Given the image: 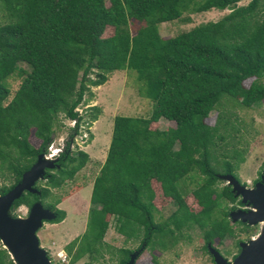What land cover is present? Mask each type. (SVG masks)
<instances>
[{
    "label": "trees",
    "instance_id": "1",
    "mask_svg": "<svg viewBox=\"0 0 264 264\" xmlns=\"http://www.w3.org/2000/svg\"><path fill=\"white\" fill-rule=\"evenodd\" d=\"M241 1L0 0L6 17L0 25V176L13 177L10 186H0V195L45 152L60 125L59 115L74 122L70 139L77 134L84 116L76 109L85 94L106 83L115 71L136 72L142 96L152 103L151 122L164 119L175 124L173 129L151 130L144 118L114 117L106 158L92 185L85 231L66 247L70 264L86 254L91 262L99 257L108 216L126 240L139 239L141 246L161 250L189 240L187 230L200 231L208 254L210 248L216 250L215 239L221 242L234 235L229 214L236 207L222 204H233L238 197L230 185L216 186L223 175L238 180L237 165L225 159L227 153H217L216 140L229 132L228 121L219 114L210 126L205 119L224 99L245 108L264 100V0L237 7ZM212 9L231 12L173 38L160 36L159 25L179 20L185 12ZM130 22L138 24L134 35ZM108 27L113 34L104 37ZM14 74L21 81L10 97L6 81ZM248 79L253 80L246 87ZM98 115L95 109L90 121ZM31 134L41 141L38 148L31 145ZM70 139L54 168L46 170L51 188L73 179L88 161L85 152L69 151ZM232 152L238 155L235 149ZM187 177L198 178L192 190L200 207L197 212L181 196ZM151 180L177 205L160 223L154 221L144 191ZM35 188L40 195L24 193L11 210L40 202L55 211L54 204L45 202L50 189ZM56 213L50 223L65 218L63 211ZM237 223L248 230V225ZM130 255V250L118 249V263L127 264ZM0 264H14L5 249L0 250Z\"/></svg>",
    "mask_w": 264,
    "mask_h": 264
},
{
    "label": "rangeland",
    "instance_id": "2",
    "mask_svg": "<svg viewBox=\"0 0 264 264\" xmlns=\"http://www.w3.org/2000/svg\"><path fill=\"white\" fill-rule=\"evenodd\" d=\"M249 0L241 1L238 6L247 5ZM231 11L212 9L202 13L185 12L179 20L163 23L159 25L160 36L169 39L180 33L187 32L206 22H216L228 15ZM6 23L5 14L0 10V25ZM138 27L137 23L129 24L132 35ZM113 34V29L108 27L104 37ZM253 79L246 80L243 84L248 87ZM21 79L14 74L7 79L6 83L12 93L18 88ZM142 83L138 81L135 71H115L109 75L108 81L99 87H90L85 94L84 103L76 111L84 116V120L78 127L76 135L70 139L73 133L74 122L59 115L54 128L51 143L42 154L49 161L57 159L60 152L64 150L66 142L70 139L69 151H83L88 155L86 165L79 170L73 179L65 181L59 188H51L47 182V173L38 180L35 185L41 188L50 189L49 196L45 199L47 204H54L56 209L65 213V218L59 223L44 222L37 232L40 246L48 253L55 250L67 252L66 247L71 241L80 238L84 233L89 211L90 194L95 177L105 161L107 150L111 140L113 119L116 116L138 117L146 119L151 130H167L175 128L174 122L160 119L158 122H151L152 103L141 94ZM9 97V98H10ZM99 111L95 122L90 121L89 116ZM221 114L228 121L229 132H222L223 139L217 138V153H227L232 164L237 165L234 173L242 185L248 189L254 188L260 181V171L263 172L264 163V100L259 105L245 108L234 104L232 101L223 100L221 105L213 110L205 123L213 126L217 121V116ZM29 141L34 148H38L41 141L33 134L29 136ZM223 149V150H222ZM232 149L238 155L232 152ZM57 150V151H56ZM219 159L225 160L221 155ZM6 175L8 171H4ZM54 173V172H53ZM203 177V176H200ZM198 178L193 180L185 178L181 183V196L184 204L192 211L197 212L200 207L192 195V190L197 184ZM13 183L12 174L7 177L0 176V186H10ZM228 181L218 178L216 186L222 189ZM34 185V187H35ZM145 193L150 200L152 215L157 223L165 221L177 205L162 193L159 183L151 180L144 187ZM241 198L238 197L235 203H223L222 207H236V210H247L250 206L239 204ZM29 209L22 205L10 211L12 217H26ZM57 216V215H56ZM108 229L103 237L104 247L100 256L91 262L89 254L84 255L76 264H119L117 258L118 249L131 251L134 258L132 264H215L211 255L203 250L204 241L200 231L197 229L184 231L190 237L187 241H179L174 247L168 250L149 245L141 248L140 240H126L118 234L115 229V220L108 216ZM234 235L227 237L221 242L215 239L213 246L228 261H232L240 251L241 243H248L257 237L261 231V224L248 225L247 231H243V226L237 222L233 223ZM245 224V223H244ZM247 225V224H246ZM40 236V238H39ZM106 245V246H105ZM0 242V250L4 249ZM77 246L72 249V254L76 252ZM8 253V252H7ZM47 253V254H48ZM49 256V255H48ZM70 257V255H69Z\"/></svg>",
    "mask_w": 264,
    "mask_h": 264
},
{
    "label": "water",
    "instance_id": "3",
    "mask_svg": "<svg viewBox=\"0 0 264 264\" xmlns=\"http://www.w3.org/2000/svg\"><path fill=\"white\" fill-rule=\"evenodd\" d=\"M58 159L49 161L40 154L36 162L22 174L21 180L6 194L0 195V242L3 241L8 249L14 264H50L47 251L40 247L37 232L44 222L52 221L56 215L35 202L29 208L27 218L18 221L10 215L13 203L20 199L24 193L39 194L34 187L35 183L45 174V170L53 169ZM220 178L228 181L232 193L241 198V203L250 206L247 210H234L229 214L230 220L240 221L254 226L261 224V231L256 239L248 243H241L240 251L232 261H228L218 251L210 248L215 264H264V169L260 181L252 189L242 185L236 178L227 174ZM144 244L141 248H144ZM12 254V255H11ZM133 254L127 264H132Z\"/></svg>",
    "mask_w": 264,
    "mask_h": 264
},
{
    "label": "built area",
    "instance_id": "4",
    "mask_svg": "<svg viewBox=\"0 0 264 264\" xmlns=\"http://www.w3.org/2000/svg\"><path fill=\"white\" fill-rule=\"evenodd\" d=\"M57 151V150H56ZM47 255L50 261V264H70L69 255L63 250L51 251Z\"/></svg>",
    "mask_w": 264,
    "mask_h": 264
},
{
    "label": "bare ground",
    "instance_id": "5",
    "mask_svg": "<svg viewBox=\"0 0 264 264\" xmlns=\"http://www.w3.org/2000/svg\"><path fill=\"white\" fill-rule=\"evenodd\" d=\"M26 218H27V216H26V217H19L18 221L25 220ZM254 239H256V237H255ZM1 243H2V245L4 246L5 249H8L7 245H5V243H3V241H1ZM8 254H9V252H8ZM9 255H10V254H9ZM11 255H12V254H11Z\"/></svg>",
    "mask_w": 264,
    "mask_h": 264
},
{
    "label": "flooded vegetation",
    "instance_id": "6",
    "mask_svg": "<svg viewBox=\"0 0 264 264\" xmlns=\"http://www.w3.org/2000/svg\"><path fill=\"white\" fill-rule=\"evenodd\" d=\"M53 172V171H52ZM49 210V209H48ZM51 211V210H50ZM219 253H220V251H218ZM221 254V253H220ZM209 255H211L210 253H209ZM211 257H212V255H211ZM212 259L214 260V258L212 257Z\"/></svg>",
    "mask_w": 264,
    "mask_h": 264
},
{
    "label": "crops",
    "instance_id": "7",
    "mask_svg": "<svg viewBox=\"0 0 264 264\" xmlns=\"http://www.w3.org/2000/svg\"><path fill=\"white\" fill-rule=\"evenodd\" d=\"M39 238H40V236H39ZM41 247V246H40Z\"/></svg>",
    "mask_w": 264,
    "mask_h": 264
},
{
    "label": "clouds",
    "instance_id": "8",
    "mask_svg": "<svg viewBox=\"0 0 264 264\" xmlns=\"http://www.w3.org/2000/svg\"><path fill=\"white\" fill-rule=\"evenodd\" d=\"M61 153V152H60Z\"/></svg>",
    "mask_w": 264,
    "mask_h": 264
}]
</instances>
